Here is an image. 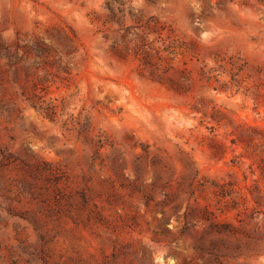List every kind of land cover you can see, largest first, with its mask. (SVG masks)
I'll list each match as a JSON object with an SVG mask.
<instances>
[{"label":"rangeland","instance_id":"rangeland-1","mask_svg":"<svg viewBox=\"0 0 264 264\" xmlns=\"http://www.w3.org/2000/svg\"><path fill=\"white\" fill-rule=\"evenodd\" d=\"M0 264H264V0H0Z\"/></svg>","mask_w":264,"mask_h":264}]
</instances>
